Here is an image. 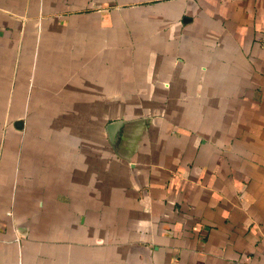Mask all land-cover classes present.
Here are the masks:
<instances>
[{"label":"crops","instance_id":"0c3cea01","mask_svg":"<svg viewBox=\"0 0 264 264\" xmlns=\"http://www.w3.org/2000/svg\"><path fill=\"white\" fill-rule=\"evenodd\" d=\"M0 264H264V0H0Z\"/></svg>","mask_w":264,"mask_h":264}]
</instances>
